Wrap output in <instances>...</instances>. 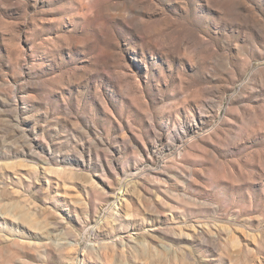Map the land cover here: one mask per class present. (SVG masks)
Segmentation results:
<instances>
[{
  "label": "rangeland",
  "instance_id": "374dc122",
  "mask_svg": "<svg viewBox=\"0 0 264 264\" xmlns=\"http://www.w3.org/2000/svg\"><path fill=\"white\" fill-rule=\"evenodd\" d=\"M0 264H264V0H0Z\"/></svg>",
  "mask_w": 264,
  "mask_h": 264
},
{
  "label": "bare ground",
  "instance_id": "6f19581e",
  "mask_svg": "<svg viewBox=\"0 0 264 264\" xmlns=\"http://www.w3.org/2000/svg\"><path fill=\"white\" fill-rule=\"evenodd\" d=\"M20 216H22L23 218H27V215H25V214H22V215H20Z\"/></svg>",
  "mask_w": 264,
  "mask_h": 264
}]
</instances>
